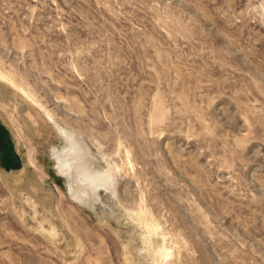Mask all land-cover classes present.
Here are the masks:
<instances>
[{
  "label": "rangeland",
  "instance_id": "374dc122",
  "mask_svg": "<svg viewBox=\"0 0 264 264\" xmlns=\"http://www.w3.org/2000/svg\"><path fill=\"white\" fill-rule=\"evenodd\" d=\"M0 131V264H264V0H0Z\"/></svg>",
  "mask_w": 264,
  "mask_h": 264
},
{
  "label": "bare ground",
  "instance_id": "6f19581e",
  "mask_svg": "<svg viewBox=\"0 0 264 264\" xmlns=\"http://www.w3.org/2000/svg\"><path fill=\"white\" fill-rule=\"evenodd\" d=\"M69 139H70V143L73 147V151H72V154H70L71 155L70 158L62 156V154L59 153V151L55 153V156L58 160L59 168L62 171L61 173L68 175V176H74V175L78 174V175L83 176L85 178V181L83 182L80 180V177L78 176L79 182H78V185L76 188L74 187L73 184H71V185L69 184L70 189H71L72 194H73V197L79 201L85 202L86 200H88V198L90 197V194H91L90 193L91 181L99 178L98 171H94L91 168V165L89 164V162L87 160L86 150H85L82 142H80L79 140H77L73 136H70ZM69 162H72V165H74V166L71 167ZM110 176H111V174H110ZM104 183H106V182H104Z\"/></svg>",
  "mask_w": 264,
  "mask_h": 264
},
{
  "label": "flooded vegetation",
  "instance_id": "af4514ba",
  "mask_svg": "<svg viewBox=\"0 0 264 264\" xmlns=\"http://www.w3.org/2000/svg\"><path fill=\"white\" fill-rule=\"evenodd\" d=\"M6 135L0 131V152L3 155L4 160L12 161V157L9 155V144L5 141ZM14 158L18 159L16 154H14Z\"/></svg>",
  "mask_w": 264,
  "mask_h": 264
},
{
  "label": "water",
  "instance_id": "95a60500",
  "mask_svg": "<svg viewBox=\"0 0 264 264\" xmlns=\"http://www.w3.org/2000/svg\"><path fill=\"white\" fill-rule=\"evenodd\" d=\"M16 156L18 157V155L16 154Z\"/></svg>",
  "mask_w": 264,
  "mask_h": 264
}]
</instances>
